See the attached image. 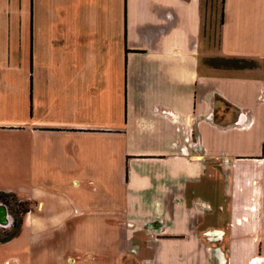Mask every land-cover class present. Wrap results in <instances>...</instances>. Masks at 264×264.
Masks as SVG:
<instances>
[{"label": "crops", "instance_id": "obj_1", "mask_svg": "<svg viewBox=\"0 0 264 264\" xmlns=\"http://www.w3.org/2000/svg\"><path fill=\"white\" fill-rule=\"evenodd\" d=\"M1 2L0 44L35 47L31 68L22 52L0 70V170L28 173L37 202L14 261L264 264V0H33V32L30 0ZM111 160L123 191L105 216L44 192L41 174L68 188ZM68 221L113 222L122 243L47 263L42 239Z\"/></svg>", "mask_w": 264, "mask_h": 264}, {"label": "rangeland", "instance_id": "obj_2", "mask_svg": "<svg viewBox=\"0 0 264 264\" xmlns=\"http://www.w3.org/2000/svg\"><path fill=\"white\" fill-rule=\"evenodd\" d=\"M32 2L30 0L29 7V19H30V32H33V12H32ZM1 5H6V0H2ZM217 7V4H216ZM20 19L14 17L12 23L18 24ZM17 33V26L13 27L11 34ZM14 37V36H13ZM36 54H40L38 51L39 47H36ZM41 48V47H40ZM208 47L203 43V52H207ZM35 47L30 45L29 47H21L10 45L7 42L6 45L0 44V70L9 69V63L16 59L21 60L22 52L24 54L25 61L29 58L30 68L31 62L33 61V54ZM61 47H53V50L58 53ZM77 52H80V47H77ZM52 53V47L48 50ZM211 55V54H210ZM208 55V56H210ZM32 58V60H31ZM119 165L116 163V160L110 162L109 167L103 171H93L86 172V174L77 173L74 176L77 178L74 182L79 183V185H71L68 188H63L59 186L58 189H54L52 184L54 179H56V174H41V178H45L48 184H43L44 192L46 193L48 199L52 198H62L65 200L76 201L83 206L85 216H105L104 211L111 207L112 201L118 199L119 193L123 191V187L119 186L120 180L117 175V169ZM10 170V169H9ZM2 169L0 170V190L4 191H13L19 197L23 196V187L27 186L29 182V174L16 173L14 169L11 171ZM69 176V175H68ZM53 186V187H52ZM97 188L94 190V188ZM120 198V197H119ZM113 214V212H111ZM83 226L81 227L79 221L67 222L66 227L61 228H52L48 229V236L42 239L41 251L48 254V262L54 263V259L57 260V253L55 250L58 247V250H63L58 253V257L61 255H69L64 252H71L75 247L82 246H114L120 247L121 242V230L113 229L116 225L113 222L107 221H88L82 222ZM112 226V227H111ZM67 230L75 231L77 233H68ZM61 233V234H60ZM9 243H0V264H28L26 259L30 257L29 254L25 255L22 262L14 261L11 256L18 255L17 252L12 249H6ZM59 252V251H58ZM11 260V261H9ZM50 260V261H49ZM44 262V260H43Z\"/></svg>", "mask_w": 264, "mask_h": 264}, {"label": "trees", "instance_id": "obj_3", "mask_svg": "<svg viewBox=\"0 0 264 264\" xmlns=\"http://www.w3.org/2000/svg\"><path fill=\"white\" fill-rule=\"evenodd\" d=\"M223 17V15H222ZM207 64L221 69H249L255 67L256 63L244 58L210 57L205 60ZM0 203L5 205L12 217L11 227L0 226V243H8L20 236L25 216L34 211L37 202L34 200H23L16 193L0 191Z\"/></svg>", "mask_w": 264, "mask_h": 264}, {"label": "water", "instance_id": "obj_4", "mask_svg": "<svg viewBox=\"0 0 264 264\" xmlns=\"http://www.w3.org/2000/svg\"><path fill=\"white\" fill-rule=\"evenodd\" d=\"M11 215L7 207L0 203V226L9 227L11 225Z\"/></svg>", "mask_w": 264, "mask_h": 264}, {"label": "built area", "instance_id": "obj_5", "mask_svg": "<svg viewBox=\"0 0 264 264\" xmlns=\"http://www.w3.org/2000/svg\"><path fill=\"white\" fill-rule=\"evenodd\" d=\"M187 140H189L188 138H187ZM184 149V148H183ZM12 223H13V220L11 219V225H12ZM11 225L9 226V227H11ZM3 227V226H2ZM9 227H4V228H9Z\"/></svg>", "mask_w": 264, "mask_h": 264}]
</instances>
